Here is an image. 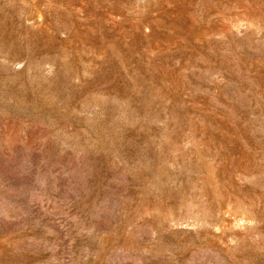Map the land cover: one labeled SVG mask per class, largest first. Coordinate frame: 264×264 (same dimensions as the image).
<instances>
[{
    "label": "rangeland",
    "instance_id": "374dc122",
    "mask_svg": "<svg viewBox=\"0 0 264 264\" xmlns=\"http://www.w3.org/2000/svg\"><path fill=\"white\" fill-rule=\"evenodd\" d=\"M0 264H264V0H0Z\"/></svg>",
    "mask_w": 264,
    "mask_h": 264
}]
</instances>
